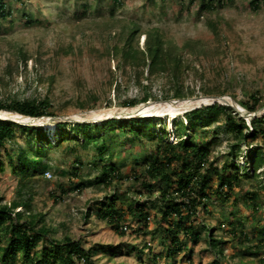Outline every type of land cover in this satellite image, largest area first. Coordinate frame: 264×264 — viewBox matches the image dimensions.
I'll list each match as a JSON object with an SVG mask.
<instances>
[{"label":"rangeland","instance_id":"374dc122","mask_svg":"<svg viewBox=\"0 0 264 264\" xmlns=\"http://www.w3.org/2000/svg\"><path fill=\"white\" fill-rule=\"evenodd\" d=\"M205 1L208 4L211 0ZM219 1L212 0L209 4H214V10L205 12L200 7L202 0H4L5 17L0 14V101L49 98L55 116L48 122L56 127L53 131L38 128L46 132L52 144L58 139L57 121L62 118L102 114L98 120L78 119L101 124L106 122L105 113L118 116L140 107H125L124 102L148 95L152 96L150 103L160 104L225 98L252 132L255 118L241 102H248L253 94L260 96L261 107L256 114L257 118L264 116V5L255 11L253 0H223V6ZM212 24L219 35L212 32ZM135 27L141 50L146 49L149 33L156 32L173 46L194 41L200 49L195 54H183L185 68L178 80L166 75L152 77L148 67H124L108 55L115 45L122 46L127 29ZM178 89L188 96L173 99ZM188 111L166 110L153 115V131L170 143L178 142L176 125L181 120L188 122ZM171 113L175 118L171 119ZM189 128L196 142L212 145L210 161L214 167L222 170L227 164L232 172L231 166L236 163L240 175L249 177L242 176L241 186L231 192L230 199L206 202L208 211L201 210L192 221L201 234L200 241L195 244L183 233L179 235L187 246L186 253L168 256L171 240L163 231L169 223L162 220L158 202L164 185L158 184L150 195L142 187L140 176L135 178L131 172L137 166H141L140 174L143 172L147 156L144 148H151L159 140L145 138L143 145L124 128L118 127L106 136L104 130H96L94 142L88 146H83L80 133V142L68 141L50 148L47 144L29 145L26 136L17 131L13 140L0 147L4 163V170H0V206H11L17 200L27 202L28 207L16 211L41 219L39 227L46 226L52 240L80 242L85 251L91 252L93 264H259L264 260V166L255 170L251 151L256 147L264 150V141L237 142L228 132L224 114L209 125L200 123L197 128ZM259 129L264 132V125ZM105 137L110 146L105 159H100L97 144ZM237 144L231 160L232 147ZM44 146L45 151L39 154L47 166L44 173L23 179L13 171L11 156L17 158L21 150L36 156L34 150ZM112 164L124 177L105 186L97 178L101 168ZM71 182L74 184L69 189ZM81 184L85 185L83 189L74 188ZM213 184L216 187V180ZM251 194L258 195L256 201ZM113 197L124 210L134 202H146L150 213L147 223L126 211L122 231L113 230L97 217ZM235 227L236 237L231 233ZM213 240L221 241L219 248L212 246ZM5 244L0 235V248ZM44 245L48 244L44 242L39 249ZM76 262L88 264L81 259ZM9 264L26 263L19 257Z\"/></svg>","mask_w":264,"mask_h":264},{"label":"trees","instance_id":"16d2710c","mask_svg":"<svg viewBox=\"0 0 264 264\" xmlns=\"http://www.w3.org/2000/svg\"><path fill=\"white\" fill-rule=\"evenodd\" d=\"M118 2V0H116ZM233 1V0H227ZM212 0L209 2L211 3ZM207 4L202 0L200 7L202 11L210 12L214 10V4ZM6 3L0 0V14L5 17ZM219 4L224 5L223 0ZM253 10L258 11L264 0H253L251 2ZM211 25V24H210ZM124 35L123 44L115 45L108 51V55L114 59H118L124 67H148L149 74L154 76L166 75L169 78L178 80L185 68L183 54H195L199 50L198 42L190 41L182 47L173 46L167 43L160 32L153 35L149 33L146 41V49L141 50L136 42V35L139 33L138 27L127 29ZM211 30L215 35H219L218 28L214 24ZM189 49H191L189 51ZM189 51V52H188ZM172 79V80H173ZM188 95L178 89L173 95V99H184ZM151 95L141 99H132L124 102L125 107H135L150 101ZM166 99H171L166 98ZM261 97L258 95H250L248 102H241V105L254 113L261 107ZM85 107L83 106L82 109ZM0 111L10 112L26 117L41 118L55 116L52 102L49 98L25 99L23 101H0ZM226 115L228 132L234 135L239 143H247L248 140L264 141V132L259 126L264 125V116L255 118L251 121L253 131H249L248 122L235 114L232 108L214 104L203 106L186 112V124L179 121L176 125V138L178 142L170 143L164 137L159 138L158 134L153 131L155 125L154 117H138L131 119H111L101 124H82V123H58L57 132L58 139L55 144L48 140L45 131L38 127L23 126L9 121H0V147H3L7 141L13 140L17 131L23 133L29 145L35 146L36 143L47 144L50 147H61L64 142L75 141L80 142L78 135L81 133L84 137L83 146H88L94 142V132L96 130H104L105 136L109 132H115L116 129L124 128V131L137 138L141 143L144 139L155 140L157 143L151 148L145 147L147 156L143 164L144 170L140 174L141 166L131 169L135 178L136 175L142 179V187L148 194L153 195L158 184L164 185L159 190L158 202L162 213V220L168 222V228L164 229V236L171 240L168 256L176 257L179 253L185 252L187 246L184 245L179 235L183 233L185 237L197 244L201 239L200 232L192 225V221L197 217L198 213L208 211L206 202L219 199H230L231 192L241 186L242 176L249 177V174L240 175L236 163L232 164V172L228 171V165L219 170L214 167L211 159V144H199L192 139L189 130L197 128L200 123L207 125L215 121L219 115ZM111 129V130H109ZM248 131V132H246ZM97 144L98 157L105 159V153L109 150V139L102 138ZM50 141V142H49ZM144 145V143H142ZM43 149L34 150L35 155H30L26 150H21L17 158L10 157V166L14 172L23 179L32 176L34 173H44L47 166L39 156L45 151ZM235 147V148H234ZM239 144L232 147V154L229 156L234 160V150L238 149ZM251 153L253 156V164L255 170L258 171L264 166V150L256 147ZM0 170H4V163L0 160ZM79 168L74 170L73 174L78 175ZM101 175L97 178L99 183L105 186L124 176L121 170L114 164L106 165L100 169ZM129 177V176H128ZM216 180V187L213 184ZM71 182L69 189L73 187ZM84 184L74 185V188L83 189ZM63 193H67L64 189ZM253 195L252 200L256 201L257 194ZM111 198L107 204L98 211L97 217L106 221L116 232L122 231L121 223L125 220L126 211L133 216L139 217L143 224L147 223L149 211L146 202L133 203L127 210L119 208L116 200ZM24 207H28L27 202L17 200L11 206H0V235L5 245L0 248L2 264L14 263L19 257L26 264H77L76 260L81 259L85 263L93 264L90 260L91 252L83 249L80 242L67 238L65 241H55L48 238L50 230L46 226L39 227L38 220L33 216H27L26 211H22ZM22 208L21 211H16ZM233 225V223L231 222ZM39 227V228H38ZM243 228V226H240ZM212 231V230H211ZM238 227L231 230L234 237L237 235ZM243 235V234H241ZM46 242L39 249V245ZM221 241L213 240L212 246L219 248ZM191 254L192 251L189 250ZM213 264H221L216 261ZM259 264H264L261 260Z\"/></svg>","mask_w":264,"mask_h":264},{"label":"bare ground","instance_id":"6f19581e","mask_svg":"<svg viewBox=\"0 0 264 264\" xmlns=\"http://www.w3.org/2000/svg\"><path fill=\"white\" fill-rule=\"evenodd\" d=\"M212 100L209 99H203L201 101H197V102H193V101H178V100H174V101H169L163 104H152L149 108L144 109L143 108V115H147V117L153 116V115H159L162 111H166V110H174L177 112H184L190 109L192 110V108H195L197 106H202V104L205 105H210L212 104L211 102ZM142 109L141 107H136L133 109H129L126 112V114L124 113V115H130L133 112H140ZM113 115H117L116 113H105L103 116H110L112 117ZM102 116V114H93L91 116L88 115H80V116H76V119H93V120H98L100 117ZM0 117L3 118H8V119H13L19 122H35L34 120H30L28 118L25 117H21L20 115L14 114V113H6V112H0ZM109 117V118H110ZM175 118V113H171V119ZM42 129H47L50 131H53V129L56 127L55 123L53 122H45L42 126Z\"/></svg>","mask_w":264,"mask_h":264},{"label":"water","instance_id":"95a60500","mask_svg":"<svg viewBox=\"0 0 264 264\" xmlns=\"http://www.w3.org/2000/svg\"><path fill=\"white\" fill-rule=\"evenodd\" d=\"M203 99L212 100L211 101L212 104H210V105L220 104V105L228 106V104H229V102L225 98H218V97H203V98H193V99L178 100V101H193V102H197V101H201ZM152 104H160V103H150V102H147V103L141 104L140 107H141L142 110L140 112L139 111L138 112H133L132 114L126 115V116L124 115V113L126 114V112H122L118 116H112L110 118L107 117L104 121H108V120H111V119H131V118L141 117V116H143V113H142L143 112V108L144 109L149 108ZM210 105L202 104V106L201 105L200 106H197V109L198 108H201L203 106H210ZM0 112H5V111H0ZM262 112H263V115H264V109L262 110ZM6 113H10V112H6ZM251 114H253L252 116H250L251 118H257L256 112L251 113ZM20 116L21 117L28 118V119H30L32 121L34 120L35 122L25 123V122H19V121L13 120V119H8V118H3V117H0V121H9V122L16 123V124H20V125H23V126L42 127L45 122H48V121L51 120V117L33 118V117H26V116H22V115H20ZM150 117H152V116H150ZM67 121L74 122V123H82V124L89 123L87 121H79L78 119L73 118V117L62 118L60 121H57V122H59V123H65Z\"/></svg>","mask_w":264,"mask_h":264}]
</instances>
